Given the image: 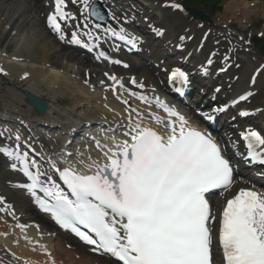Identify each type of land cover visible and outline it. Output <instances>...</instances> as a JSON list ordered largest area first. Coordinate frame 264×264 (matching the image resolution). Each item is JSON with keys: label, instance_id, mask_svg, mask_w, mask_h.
I'll return each mask as SVG.
<instances>
[{"label": "snow or ice", "instance_id": "6c2138e0", "mask_svg": "<svg viewBox=\"0 0 264 264\" xmlns=\"http://www.w3.org/2000/svg\"><path fill=\"white\" fill-rule=\"evenodd\" d=\"M78 2L83 4L89 17L103 19L97 10L90 9L89 0ZM67 3L68 0H54V11L47 18L48 26L62 41L67 38L62 23L75 20V15L66 11ZM171 6L182 7L175 3ZM101 27L95 24V28ZM105 32L133 47L140 39L130 36L124 28L109 27ZM83 35L90 40L97 39L91 31ZM70 42L83 44L85 48L98 47L97 43H86L78 31L71 33ZM101 58L111 59L104 51L96 56L98 60ZM212 63L211 59L207 61L208 65ZM203 71L207 74L208 68L204 67ZM109 79L125 88L124 82L115 75ZM169 79L181 85L178 91L189 84V74L179 67L171 70ZM131 84L140 89L145 87L135 78ZM125 91L145 103L150 104L154 99L167 113V119L155 113L151 115L169 133L161 135L151 127L142 126L139 120H132L130 112L127 131L123 133L130 141L109 137L114 143L112 147L96 141L103 153V163L91 158L69 162L63 168L52 163L68 191L48 177L36 160H30L28 152H21L19 144L15 149L0 147V152L19 162V170L30 181L20 187L26 188L41 209L50 213L61 227L94 245V251L103 250L122 264H213L210 225L215 223L216 216L207 197L214 190L227 191L232 187L233 165L212 136L189 126L187 118L175 107L158 96L152 98L131 88ZM239 99L245 100L247 96ZM123 103L127 105L129 101L125 99ZM224 110V107L215 109L216 112ZM206 118L214 117L207 115ZM241 136L248 150L247 157L264 165V134L250 128ZM16 139L19 140L18 135ZM77 164L87 171L80 170ZM11 167L17 169L18 164L14 162ZM3 200L0 196V201ZM219 224L224 264H264V192L240 189L227 200ZM19 227L23 229L27 225ZM41 247L46 251L45 246Z\"/></svg>", "mask_w": 264, "mask_h": 264}, {"label": "bare ground", "instance_id": "6f19581e", "mask_svg": "<svg viewBox=\"0 0 264 264\" xmlns=\"http://www.w3.org/2000/svg\"><path fill=\"white\" fill-rule=\"evenodd\" d=\"M133 1L135 2V4L139 3L141 5L145 4L143 1L146 2V0L143 1L126 0L124 2H128L126 4H128L133 9L134 6L130 5V3ZM5 4L7 6L9 5L10 7H13L11 11H14L16 6L17 7L20 5L22 7L24 6L22 8V11L21 10L18 11L19 14L17 15L19 21H23L22 24H25L24 21H27L26 18L27 15H31V14L37 15L39 14V12H43L44 10V4L40 0H35L28 3L26 2V0H0V13L4 11L2 7H4ZM246 6L243 4V9L241 10L242 13L250 12ZM117 7H121V6L117 5ZM238 10L239 9H237V11ZM5 12L6 11H4L2 15H4ZM160 13L161 15L164 14L166 20H168L169 16H171L173 22V24L168 21L161 23V25H163L168 29L167 32L168 34L165 36L164 43L168 45L167 43L169 40L176 41L175 40L176 38L171 36L172 33L171 30L175 28V25L179 24L180 25L179 35L185 34L180 44H185L186 45L185 52L189 54L191 53L192 55L188 60L189 62L192 61V63H195L193 59L194 58L193 55L197 52V49L199 48L200 44L214 49L215 59L213 62V66L210 69V72L207 74L208 77H202L200 81L197 79L198 81L196 82V86H195L196 95L195 98L193 99L191 98V99L195 101L199 93L202 90H204V88H206L205 87L206 83L210 82L211 78L217 77L216 80H218V83H215V85L220 84L222 86V88L216 94L217 99H220L217 100V102L219 101L221 103L230 102L232 108L235 109L234 112L236 114L237 111L239 112L242 110H246L248 113V115L246 116L252 115L251 118H249L250 121L247 120L244 121L236 116L234 118L235 120L234 124L238 125L239 122L243 121V126H253L255 124H258L256 126H260L264 128V65H263L264 63L261 62V64L263 63L261 65L258 64V62L256 61L254 63V66H251V62L253 61L252 59L248 60L247 58L246 59L244 58L245 59L244 60L242 57H237L238 55L236 54L237 55L236 56L234 54V52L236 53L238 52L237 50H234V47H236L237 42H235V40L232 39L228 41L227 40L228 36L226 37L225 33H223V30L221 28L214 30L212 26H208V22L205 20H200L190 15H182L179 13H175L170 9L163 10L162 12L160 11ZM159 17L162 18L163 16H159ZM40 20L42 23L41 25L42 33H40L39 35H37L33 31L27 33L26 40H23L21 42L19 51L16 50L15 53L12 54L17 58H23V59L18 60V59L8 58L9 59L8 62L11 63V65L8 64L5 65L8 70L10 69L9 72L10 74L13 73L14 75H16L18 73V76H20V78L21 75L24 74L25 72L30 73V76L26 81L21 83H19L18 81V83L22 86V88H20L19 90L15 88L13 89V91L16 93V98L18 102L19 101L22 102V104L20 102L19 104L20 105L26 104L29 110L31 111L30 109L31 107L27 104L26 99L23 96L25 94V93L23 94L24 92L23 90L32 92L47 100L48 108L47 111L45 112L46 115L44 114L47 118L49 119L59 118L58 120H60L61 118V120L66 121L63 118V116L61 117L60 115L61 113L59 114L56 107L51 104L52 101L49 98L44 97L48 95H45L46 93H44L41 89L46 88L52 90V93L54 91L59 94L61 93L69 94L71 92V94H73V98L75 99L74 103L75 105L79 106V108L84 107L90 109L92 110V113L99 111V113L101 112L102 116H104L105 119H107L108 121L113 120L115 125H119L118 126L119 128L122 126H127L129 123L128 121L129 114L128 115L125 114L126 108L123 105H121L119 102H117L109 91L107 93V91H104L105 88L104 90L101 89L102 86L100 88L97 87L98 89H100V91L99 90L95 91L90 89L91 87L90 85H88L89 86L88 87L84 83L82 84L80 81H78L77 78L69 77L70 74H67L66 70H64V72L60 71V69L56 67L55 62L53 61L51 65L49 64L50 66H47V63L51 61L52 56L54 55V54H50L51 49L48 47L47 44L51 45L52 47H56V45L53 42L48 41L50 40V35L44 26V19L41 18ZM8 21H10V19H8ZM16 21L17 19L15 20V23ZM2 23L5 24V22ZM13 23L11 28L14 27ZM35 31L40 32L39 30H35ZM204 32H207L205 39L199 38L201 34H204ZM39 36H41L40 39L42 41H38ZM224 37H226L225 40ZM158 42L159 41H154L153 43H150V45L147 46V49L151 50V55L147 56L148 54H146L147 58L145 60H150V63H148V65L142 61H137L132 59L131 60L132 67H130L131 71H126L125 69L121 70V72L124 73L126 72V73H130L131 75H134L138 82H142L145 85V87L142 90L139 91V89L130 86L129 80L131 79V76H129L127 82H125L124 80L125 77L121 78L119 75H117V77L119 79H122V81L126 83L125 85L132 88V90L142 92L144 94L147 93L149 94V92L147 91H151L153 87H157L158 89L161 90L166 88L164 78L163 80L161 79L160 71L168 69L170 67L171 59L173 58V56L172 54L160 53V51L156 49L157 48L156 44H158ZM231 42L234 43L232 44V46H234L233 48H231ZM57 52L62 57L64 66L65 64L68 65L69 63H74L75 64L74 67L76 68L79 67L80 69L82 67L87 66L90 67V69L88 73L83 72V75L84 76L86 75L87 78L90 76L91 80L98 77L100 73L98 65L92 64V62L94 63L95 60L88 59L89 57H85L83 55H82L83 58L80 57L81 55L78 54L76 50L72 52H67L65 47L62 46ZM223 56H227V60L222 63L221 58ZM176 57H178V55H176ZM228 63L230 64V67L227 69L225 73L222 74L214 73L218 67L220 68ZM200 68L201 67H198L196 71L198 72ZM252 72H258L257 78L254 82L250 81V76ZM203 81L205 83H203V86H201L200 83H202ZM106 84L108 83H105V85ZM215 85L213 84L211 85V87L208 88L209 93H212V88ZM110 89H114L113 85ZM112 93L114 94V91H112ZM248 93H251V95L248 96L247 95ZM241 96H247V99L240 100L239 98ZM210 97H212L211 94L207 95L205 97V101H202L201 97H199L196 103L198 104L205 103L210 100L209 99ZM128 98L132 101L136 109L141 114V117L138 118L134 113H131L132 120L134 121L140 120L142 117H145L146 124L144 126L153 127V124L148 120V117H150L148 110L151 109L156 112L159 111L156 108H150L151 106L148 105V103H145L140 99H134L130 96H127V100ZM234 101H236V103H233ZM81 102L84 105H79V103ZM91 102L95 103L96 111H93L92 108H88L89 107L88 104ZM7 107L8 108H5L6 110L14 113V108L11 105ZM146 108L149 109L147 110ZM90 110L88 111L90 112ZM120 113L123 114L122 116L123 120L119 121L118 118L114 117V115L117 116L120 115ZM108 114L109 116H107ZM97 116H99V114L96 115L92 114L91 116H89V118L97 117ZM97 122L100 123L101 121H97ZM158 125H163V124H158ZM49 127L50 126H48L47 129ZM45 128L43 127V129ZM97 129L98 127L95 126L94 130ZM237 129L241 130L242 126H237ZM49 131L52 130L50 129ZM90 131L91 130H89V132ZM70 132L68 133V135L71 137L74 136L73 138L76 139L75 145L66 147L67 145L66 138H63L62 140L60 139L58 141L60 142L59 144L56 141H53L52 137H50V139L45 142L47 144V148L44 149L47 152H43V153L47 154L46 155L47 160L50 157V160L55 161L56 164L61 163V164H65L66 166L68 165L69 162L75 163L78 160L88 161L89 158H91L92 160H97L98 156L93 146L94 143L92 142L81 143L78 141V139L84 136L85 131H83L84 133L82 135L76 133L75 131L73 132V130ZM93 134L95 135L96 133ZM14 135H18V134L15 133ZM96 137L97 139H100V143H104L105 138L103 133L96 134ZM60 144L63 145L62 148ZM36 146L39 147L37 144ZM40 148H42V146ZM69 151L72 156L66 158L65 155H67ZM48 153L50 154L48 155ZM76 166H78L81 169L83 168V166L79 164H77ZM261 181L264 183L263 180ZM251 182H252V186H254L258 192H264L263 188L260 186V183L257 180L251 179ZM16 192L17 195L14 194V191L7 190L0 184V196L4 197V200L0 201V209L3 208V206L7 202L11 204V206L8 207L9 210L17 209L16 210L17 213L13 217L15 219L14 221L13 219L8 218L7 216H0V223L3 224L0 225V264H53V262L54 264H118L115 261L109 259L108 257L97 256L95 254L88 252L87 248L82 243H80L77 239H75L73 236L67 233L59 232L57 234L58 236L57 238L59 239L56 240L53 238V236H49L46 233L47 231L51 229H56L58 231V228L48 218L47 215L40 213L36 209L34 204L30 205V203H32L33 201L26 190H18ZM19 222L29 225V227L23 229L16 228L15 224ZM38 225L41 226L40 232L37 230L36 227ZM12 231L13 233L12 235H10L9 233ZM3 233H8V234L4 236ZM41 245L45 246L46 251L44 250V248L41 247Z\"/></svg>", "mask_w": 264, "mask_h": 264}, {"label": "rangeland", "instance_id": "374dc122", "mask_svg": "<svg viewBox=\"0 0 264 264\" xmlns=\"http://www.w3.org/2000/svg\"><path fill=\"white\" fill-rule=\"evenodd\" d=\"M147 1L148 0H146V2ZM178 1H180V0H178ZM221 1H222L221 10L219 12L211 15V17H213L215 19V21L218 22V23H216V25L219 24L221 29H223V33H226L225 34L226 37L231 36L230 39L235 40V42H237V41L239 42V40L241 38L242 39L240 41H246L249 38H251L252 36L257 35V34L264 36V0H221ZM242 3L245 6L247 5L246 7L249 9V11H250L249 13H242L241 12V10L243 9ZM23 7L21 5L18 7L16 6L14 11H11V9H13V7H10L9 5L7 6L5 4V6L2 7L4 9V11H6V12L4 15H2L4 11L1 10L2 12L0 13V24H3L2 22H5L6 24L0 25V50H4L9 46V47H11L10 48L11 50L19 51L18 48H20L21 42L23 40H26L25 36L27 33H26V31H24V29L25 28L28 29L27 31L29 33L30 30L35 29V30L40 31V28H42L41 27V25H42L41 21L39 20L42 18L41 14H40L42 12H40L37 15H34V14L27 15L26 16L27 21H24L25 24H22L23 21H19V19L17 18L18 17L17 15L19 14L18 11L19 10L22 11ZM237 9H239V10L237 11ZM149 14H151V12ZM157 16H163L162 20H165L166 22L168 21V22L173 24V22L170 21V20H172L171 16H170V19H168V20H166V18L164 17V14L161 15L158 13ZM1 17H2V19H1ZM13 18H14V20H13ZM8 19H10V21H8ZM16 19H17V21L15 23ZM13 21H14V23H13ZM205 21H207V20H205ZM207 22H208V26H212V28L214 30L219 29V28H216L217 26L215 27L212 24V22H209V21H207ZM12 23H13L14 27H12L13 29L12 28L9 29V27L12 26ZM170 23H167V24H170ZM30 25H33V26H30ZM177 25L179 26V31H180V25L179 24H177ZM177 25H175V27H177ZM224 30H225V32H224ZM241 44H243V42H241ZM55 45L57 46L58 44H55ZM16 46H17V49H15ZM60 46H62V45H60ZM241 47H242V45H241ZM247 48H249L252 51L250 45H247ZM7 49H9V48H7ZM236 50H238V49H236ZM51 51L54 53V55L52 56L51 61L49 63H47V66H50L52 61H53V62H55L56 67L58 69H60V71L64 72V70H66L67 71L66 73L70 74V76L68 75L69 77L77 78L78 81H80L82 84L84 83L87 86L91 85L90 89L95 90V91H97V90L100 91V89L97 88L98 86L94 88V84H93L94 82L93 81L89 84V82H90L89 80H91L90 76L88 77L89 78L88 80L84 79L83 72H84V68L86 66L82 67L81 69L79 67H77V68L74 67V65H75L74 63H69L68 65L65 64V66H64L63 65V59H62V57H60V55L57 54V51L56 52L53 50H51ZM234 54H235V52H234ZM243 54H245V53L243 52L241 55H243ZM247 55H248V57H247L248 60H249V57H256L255 55H251L248 52H247ZM250 60H251V58H250ZM252 60L253 61L251 62V66H254V63L256 61L258 62V64H261V62H262V61H260L261 60L260 58H257L256 60H254V59H252ZM102 65L103 66H101V68H99V71H100L99 76L100 77L102 76V73H101L102 71H107V70L112 71L111 69L104 67V64H102ZM77 69H78V71H77ZM128 71H131V70H128ZM123 73L124 72H122V74ZM124 74H127V73H124ZM19 78H20V76H18V73L16 75L11 74V76H9V75L0 76V111L5 110L4 108H8L7 106L11 105L14 108V114L18 113V114H22L25 116H27V115L29 116L31 111L29 110V108L27 107L26 104L25 105L19 104L20 101L18 102V100L16 98V93L13 91L14 88L18 89V90L20 88H22V86L19 84V83H21ZM95 79H97V78H95ZM95 79H93V80H95ZM5 80H8L9 84L6 85L4 83ZM85 80H87V81H85ZM18 81H19V83H18ZM100 87L101 86H99V88ZM8 88H10V89H8ZM101 89L104 90V88H101ZM41 90L44 93H46L45 95H48L45 97L49 98L52 101V103L51 102L50 103L56 107L59 114L61 113L60 114L61 117L63 116V118L66 121L76 123L82 119V117L84 116V113L86 111H87V115H89V116H91L92 114H94V115L99 114L100 118L102 117V113L100 112L101 113L100 114L99 111L92 113V110H90V109H87L84 107L79 108V106L75 105V103H74L75 99L73 98V94H71V92L69 94H67V93L59 94V93H56L54 91L52 93V90H49L46 88L41 89ZM104 91H107V90H104ZM107 93H108V91H107ZM51 97H53V98H51ZM20 103L22 104V102H20ZM92 103L93 102L88 104V106H89L88 108L96 109L95 103H93V104ZM5 105H7V106H5ZM79 105H84V104L81 102V103H79ZM88 110H90L91 112H89ZM93 111H96V110H93ZM45 115L42 116V119L43 118L49 119ZM97 119H99V118H97ZM101 120H104L106 122H110L105 118H101ZM118 120L120 121L123 119H118ZM1 157H0V168H1L0 182H1V184H4L6 181L16 179V177L11 176L10 174L5 172V169L2 166L3 165L2 164L3 158L1 160ZM15 194H17V193H15ZM57 239H59V238H57ZM56 243H57V241H56Z\"/></svg>", "mask_w": 264, "mask_h": 264}, {"label": "water", "instance_id": "95a60500", "mask_svg": "<svg viewBox=\"0 0 264 264\" xmlns=\"http://www.w3.org/2000/svg\"><path fill=\"white\" fill-rule=\"evenodd\" d=\"M27 98L30 102V104L35 107L38 112L43 113L47 107V104L44 100H41L40 98H38L37 96H35L34 94L28 93L26 92Z\"/></svg>", "mask_w": 264, "mask_h": 264}, {"label": "trees", "instance_id": "16d2710c", "mask_svg": "<svg viewBox=\"0 0 264 264\" xmlns=\"http://www.w3.org/2000/svg\"><path fill=\"white\" fill-rule=\"evenodd\" d=\"M191 3H196V4H208L210 9L215 8V5L219 2V0H189ZM264 44V41H263Z\"/></svg>", "mask_w": 264, "mask_h": 264}]
</instances>
